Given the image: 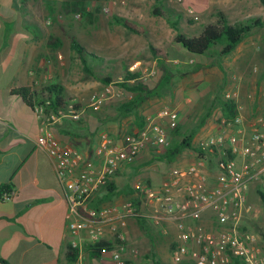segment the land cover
I'll return each instance as SVG.
<instances>
[{"label":"crops","instance_id":"0c3cea01","mask_svg":"<svg viewBox=\"0 0 264 264\" xmlns=\"http://www.w3.org/2000/svg\"><path fill=\"white\" fill-rule=\"evenodd\" d=\"M55 5L54 1L0 0V188L9 185L13 193L10 199L0 200V259L8 264H69L67 251L74 239L69 230L65 193L54 164L40 143L42 137L46 138L40 132L43 121L15 94L22 89L38 92L59 85L69 102H82L94 87L91 80L83 79L80 73L82 62L71 51L69 37L64 36L55 17H49V11ZM51 37L62 39L64 46L51 50L48 45ZM81 69L84 70L83 65ZM254 95L245 94L241 98L246 124L251 123L255 115L264 113V83ZM108 104L99 112L88 109L80 122L65 119L48 129L50 136L82 155L83 161L78 170L90 165L98 172L103 162V157L97 153L101 136L110 134L121 145L130 135L141 130L151 113L156 111L151 104L144 107L142 115L146 120L143 124L136 112L144 105L134 111L133 119L120 112L121 104L117 105V110ZM213 130L210 128L208 132ZM130 131L133 133L130 134ZM219 131V128L214 130ZM198 136L201 139L203 134ZM149 155L145 149L137 162L123 164L112 179L119 194L112 201L101 204V208L129 201L126 194L129 191L128 181L133 177V167L141 163L142 157L147 159ZM196 161L195 158L185 157L180 162L182 166H188ZM168 179L169 176L161 172L152 174L154 187H161ZM259 188L257 183L249 188V204L253 210L245 217L244 229L259 221L258 215L254 214L255 208L263 210ZM105 193L106 188L100 186L94 200H99ZM201 224L207 229L213 228L206 217ZM126 234L130 247L125 254L128 261L132 264H161L160 252L166 249L172 252L177 230L174 225L158 226L148 220L129 218ZM114 238L106 226L105 242L114 247ZM113 247L104 251L100 259L87 254L86 264H114L111 259Z\"/></svg>","mask_w":264,"mask_h":264},{"label":"built area","instance_id":"2783aa9c","mask_svg":"<svg viewBox=\"0 0 264 264\" xmlns=\"http://www.w3.org/2000/svg\"><path fill=\"white\" fill-rule=\"evenodd\" d=\"M137 68L134 65L129 71L135 72ZM153 74L154 71L145 80ZM232 81L234 88L226 93L225 99L236 102L237 115L223 121L229 132L203 142L200 147L204 157H198L188 166L174 167L161 187L140 184V207L130 200L99 209L90 204L99 187H106L123 164L135 162L145 149L165 152L171 146L169 130H175L180 124L177 110H161L121 145L110 134H103L97 149L103 162L96 172L90 165L78 170L82 155L50 136L48 129L65 119L81 121L88 109L101 111L109 101L123 98L125 90L108 85L94 92L86 107L77 108V103L69 102L57 112H47L46 106L35 105L33 110L43 121L40 132L46 135L40 139L41 146L54 164L68 203L69 230L74 235L71 246L79 252L74 264H86L87 247L105 241L106 226L115 237L112 262L127 264L129 218L148 220L158 226L174 225L177 230L172 249L175 263L264 264V250L258 245V237L243 227L245 217L253 210L248 198L251 184L257 183L264 192V118L257 116L246 124L240 104V81L236 76ZM129 97L132 99L133 94L129 93ZM229 155L233 159H228ZM208 156L218 157L215 169ZM12 195L4 198L8 200ZM205 217L213 228L207 229L201 224Z\"/></svg>","mask_w":264,"mask_h":264},{"label":"rangeland","instance_id":"374dc122","mask_svg":"<svg viewBox=\"0 0 264 264\" xmlns=\"http://www.w3.org/2000/svg\"><path fill=\"white\" fill-rule=\"evenodd\" d=\"M53 1L56 5L49 11V17H55L56 23L62 27L64 36L77 37L88 52L93 54L87 56V64L95 78L82 70V64L78 61L83 79L91 80L94 85L86 99L82 102L73 101L81 107L87 106L94 92L102 91L107 86L102 83L105 77L112 78L111 86L122 88L118 85L123 82L125 70L134 65H138L135 72L139 75V81L149 89H155L161 83L164 72L153 57L150 46L153 45L169 53L172 58L171 84L167 86L162 83L165 88L160 96L147 101L136 114L142 117L144 124L145 118L142 115L145 113L144 107L150 104L156 109L149 116L150 119L155 118L165 108L177 110L182 121L179 124L178 134L175 131L170 132L171 144L181 141L206 116H208L206 124L198 134L202 133L203 137L199 139L197 135L194 141L196 146L200 147L211 136L229 132L222 122V106L226 93L234 88L233 76L238 77L242 85L240 102L245 94H253L254 97L256 89H260L264 83V29H256L233 54L221 58L218 47L205 56L190 54L175 43L174 38L177 33L170 24V21H177L181 33L188 37L198 36L206 25L216 22V14L220 11L228 16L231 23L264 17V7L260 0H164L162 6L164 17L153 15L155 0H89L86 10L93 14L90 19L83 18L81 13L71 11L74 0ZM114 16L129 19L144 27L146 36L133 34L117 25L113 21ZM197 65L202 67L198 72H192ZM153 71L154 74L145 80V77ZM129 100H131L129 93L126 92L123 98L111 100L107 104L116 109L118 104ZM130 116L134 119L135 113ZM257 116L264 118V113L255 115L253 119ZM210 128L214 130L219 128L220 131L208 132ZM129 133L132 134L133 131ZM148 152L150 155L147 159L142 157L141 161L139 160L141 163L138 162L137 166L133 167L132 180L128 181V187L137 188L132 197L139 200L142 197L140 184L154 187L153 173L161 172L168 177L174 167H182L183 163L180 161L185 157L198 159L193 151H185L173 162L157 158L148 164L156 158L152 157V154L164 153L155 149H148ZM208 159L212 169H215L218 157L208 156ZM254 214L258 215L259 221L245 230L258 237V245L264 250V210L255 208ZM160 256L163 260L161 264H188L186 261L175 263L172 252L168 249L162 250Z\"/></svg>","mask_w":264,"mask_h":264},{"label":"trees","instance_id":"16d2710c","mask_svg":"<svg viewBox=\"0 0 264 264\" xmlns=\"http://www.w3.org/2000/svg\"><path fill=\"white\" fill-rule=\"evenodd\" d=\"M88 1L89 0H74L71 11L81 13L82 17L85 19L92 18L93 14L88 13L86 10ZM155 2L156 4L152 10L153 15L164 17L165 14L162 11L164 0H155ZM260 2L264 7V0H260ZM216 19L217 20L215 23L206 25L203 31L198 36L194 37H188L187 35L181 33L178 25L179 23L177 21H170V24L177 33L174 38L175 43L190 54L198 56H205L208 52L218 47L220 48L219 56L223 58L233 54L237 48L253 34L256 29H264V17L249 18L244 22L231 23L228 16L224 12L220 11L216 14ZM113 21L117 25L124 27L133 34L146 36V29L129 19L114 16ZM69 39L71 41V51L77 55V57L82 62L84 71L95 78L93 71L87 64V56H92L93 54L88 52L86 47L80 43L77 37L69 36ZM48 45L51 50H57L64 46V42L60 38L51 37ZM150 51L153 57L157 60L158 65L163 70L164 76L162 77V81L159 86L151 90L148 88V86L138 81V73L126 71V74L123 77V82L118 85L126 92L133 94V98L131 100L121 104L120 112L125 113L126 115H131L134 111H137L139 108H141L148 100L160 96L161 91L165 88V86H162V83L168 86L171 84L173 79V74L171 72L172 64L170 62L172 58L169 53L166 50L156 48L153 45L150 46ZM201 67L202 66L197 65L192 72H198ZM132 81H135L136 83L132 84ZM112 82V78L105 77L102 79V83L107 86ZM15 94L20 96L32 109H34L35 105L39 104L46 106L47 112H57L58 109L64 108L69 103L68 99L65 98L64 89L59 85L49 86L38 92H32L29 89H22L16 91ZM79 107L81 106L77 104V108ZM222 110V122L224 120H231L237 115V104L233 100L225 99L223 101ZM137 118H139L140 121L143 120L138 114ZM207 118L208 116L204 117L202 122L194 127L181 141L172 143L162 155L154 154V157L156 158H153L150 162H148V164H151L153 161L157 160V158L173 162L185 151H193L194 154L199 158L204 157L205 152L201 147L196 146L194 141L203 126L206 124ZM173 131L178 134L180 131L179 126ZM228 159H233V156L229 155ZM210 162L212 163V160H210ZM105 188V195L99 200H93L91 202L90 206L92 208H101V204L112 201L113 197L119 194L118 188L112 180L107 182ZM128 190L129 191L126 196L129 198V200L133 201L135 206L140 207L141 199L139 200L138 198L132 197L135 195L137 188L129 187ZM11 193L12 191L9 185L2 186L0 188V200L6 201L4 196ZM259 196L261 198V203L264 210V192L261 189H259ZM111 247H113L112 244H107L105 241H103L96 245L87 247V252L92 258L100 259L103 255V252L109 251ZM78 256V250L73 249L72 246L69 245L67 251L68 263L74 264L77 261ZM0 263L8 264L2 259H0ZM127 264L132 263L127 260ZM234 264L242 263L240 261H235Z\"/></svg>","mask_w":264,"mask_h":264}]
</instances>
